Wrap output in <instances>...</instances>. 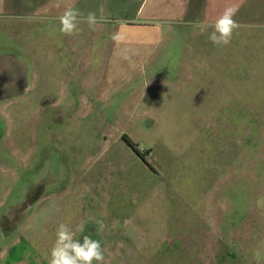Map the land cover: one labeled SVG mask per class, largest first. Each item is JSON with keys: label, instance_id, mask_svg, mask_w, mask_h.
<instances>
[{"label": "rangeland", "instance_id": "rangeland-1", "mask_svg": "<svg viewBox=\"0 0 264 264\" xmlns=\"http://www.w3.org/2000/svg\"><path fill=\"white\" fill-rule=\"evenodd\" d=\"M70 5L115 18L67 36L56 17ZM12 6L0 17V264H49L60 224L99 240L104 264H264V0H199L157 20L142 49L115 23L129 0ZM229 6L242 25L230 44L191 26Z\"/></svg>", "mask_w": 264, "mask_h": 264}, {"label": "clouds", "instance_id": "clouds-1", "mask_svg": "<svg viewBox=\"0 0 264 264\" xmlns=\"http://www.w3.org/2000/svg\"><path fill=\"white\" fill-rule=\"evenodd\" d=\"M237 12V7L229 6L213 22L198 20L191 22V26L201 33L208 32L211 28L209 40L214 45L226 46L230 44L234 34H238V30L242 27L240 22L234 18ZM56 18L60 24V32L67 36L79 34L82 31L80 27L82 24H86L95 31L100 24L106 22L105 17H98L93 11L85 14L75 5L65 7ZM115 23L123 25L124 21H116ZM122 38V33L119 30L112 35V39L116 43H120ZM127 58L125 56V59ZM81 230L77 229V231ZM94 261L96 264H104L105 262L101 242L89 235L83 236L81 241L76 238V233L68 225L60 224L56 233V240L50 250L49 264H93Z\"/></svg>", "mask_w": 264, "mask_h": 264}, {"label": "crops", "instance_id": "crops-1", "mask_svg": "<svg viewBox=\"0 0 264 264\" xmlns=\"http://www.w3.org/2000/svg\"><path fill=\"white\" fill-rule=\"evenodd\" d=\"M106 2L117 3L128 0H103ZM132 1V14L126 15V20L123 25L116 24L117 29L133 30L136 34V39L123 40L124 46H134L137 48H145L157 44L153 37H158V32L161 30V26L155 24L157 20H175L183 19L193 12L197 11L199 0H129ZM13 0H0V17H5L12 12ZM109 10H115V5L109 6ZM106 18H115L114 16L107 15ZM143 22L138 24L137 22ZM127 23V24H126ZM115 26V25H114ZM132 28V29H131ZM120 30V31H121ZM18 177V175H15ZM1 186V185H0ZM3 235H7L5 231ZM18 235L15 240H19Z\"/></svg>", "mask_w": 264, "mask_h": 264}, {"label": "trees", "instance_id": "trees-1", "mask_svg": "<svg viewBox=\"0 0 264 264\" xmlns=\"http://www.w3.org/2000/svg\"><path fill=\"white\" fill-rule=\"evenodd\" d=\"M124 139L126 140V142L134 149V150H138V146L136 143H134L133 141H131L130 139L124 137Z\"/></svg>", "mask_w": 264, "mask_h": 264}, {"label": "flooded vegetation", "instance_id": "flooded-vegetation-1", "mask_svg": "<svg viewBox=\"0 0 264 264\" xmlns=\"http://www.w3.org/2000/svg\"><path fill=\"white\" fill-rule=\"evenodd\" d=\"M136 151V150H135Z\"/></svg>", "mask_w": 264, "mask_h": 264}]
</instances>
